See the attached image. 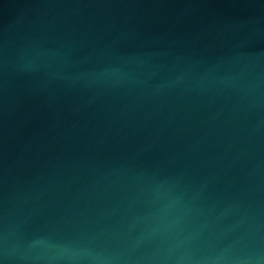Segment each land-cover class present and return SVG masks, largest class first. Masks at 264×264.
I'll return each mask as SVG.
<instances>
[{"label":"water","instance_id":"95a60500","mask_svg":"<svg viewBox=\"0 0 264 264\" xmlns=\"http://www.w3.org/2000/svg\"><path fill=\"white\" fill-rule=\"evenodd\" d=\"M0 264H264V0H0Z\"/></svg>","mask_w":264,"mask_h":264}]
</instances>
